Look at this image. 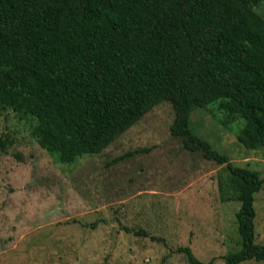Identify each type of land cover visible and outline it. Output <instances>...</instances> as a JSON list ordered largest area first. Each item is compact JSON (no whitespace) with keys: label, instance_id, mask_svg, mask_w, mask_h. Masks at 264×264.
I'll use <instances>...</instances> for the list:
<instances>
[{"label":"trees","instance_id":"trees-1","mask_svg":"<svg viewBox=\"0 0 264 264\" xmlns=\"http://www.w3.org/2000/svg\"><path fill=\"white\" fill-rule=\"evenodd\" d=\"M262 2L0 0V116L9 111L31 121L38 145L70 165L100 154L169 103L172 136L221 166L219 197L240 204L238 248L223 261L264 262L254 222L261 174L213 149L190 119L216 104L227 124L242 122L240 145L264 150ZM179 251L190 264H204L190 248Z\"/></svg>","mask_w":264,"mask_h":264},{"label":"rangeland","instance_id":"rangeland-1","mask_svg":"<svg viewBox=\"0 0 264 264\" xmlns=\"http://www.w3.org/2000/svg\"><path fill=\"white\" fill-rule=\"evenodd\" d=\"M264 17V0L256 8ZM173 107L150 110L100 154L59 164L33 123L0 116V264H225L237 250L240 204L219 197L222 168L172 136ZM193 131L238 167L258 171L255 239L264 245V150L237 141L216 104L191 113ZM94 224V225H93ZM242 264H264L244 262Z\"/></svg>","mask_w":264,"mask_h":264}]
</instances>
